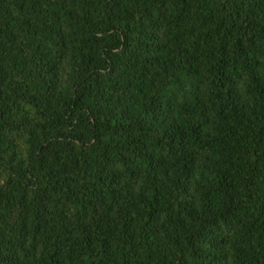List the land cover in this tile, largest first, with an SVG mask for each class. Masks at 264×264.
<instances>
[{"label":"trees","instance_id":"1","mask_svg":"<svg viewBox=\"0 0 264 264\" xmlns=\"http://www.w3.org/2000/svg\"><path fill=\"white\" fill-rule=\"evenodd\" d=\"M0 264H264V0H0Z\"/></svg>","mask_w":264,"mask_h":264}]
</instances>
